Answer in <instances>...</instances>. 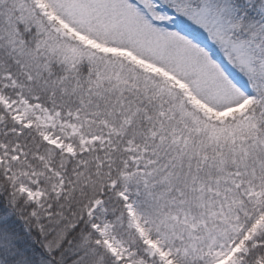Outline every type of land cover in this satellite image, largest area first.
<instances>
[{"label": "snow or ice", "instance_id": "6c2138e0", "mask_svg": "<svg viewBox=\"0 0 264 264\" xmlns=\"http://www.w3.org/2000/svg\"><path fill=\"white\" fill-rule=\"evenodd\" d=\"M0 264H264V0H0Z\"/></svg>", "mask_w": 264, "mask_h": 264}]
</instances>
